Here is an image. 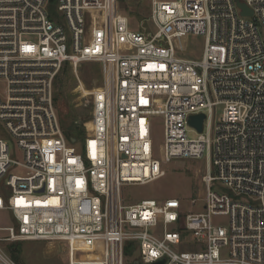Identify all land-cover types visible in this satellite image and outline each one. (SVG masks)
Segmentation results:
<instances>
[{"label":"built area","instance_id":"2783aa9c","mask_svg":"<svg viewBox=\"0 0 264 264\" xmlns=\"http://www.w3.org/2000/svg\"><path fill=\"white\" fill-rule=\"evenodd\" d=\"M120 1L0 0V264H17L3 242L27 240L64 242L68 264H125L129 243L142 264H264V0H148L154 33L131 28ZM189 36L204 37L201 58L180 56ZM90 62L103 84L78 148L54 84L66 64ZM203 157L216 175L199 170L201 212L178 197L124 203V185ZM191 235L198 250L185 251Z\"/></svg>","mask_w":264,"mask_h":264},{"label":"rangeland","instance_id":"374dc122","mask_svg":"<svg viewBox=\"0 0 264 264\" xmlns=\"http://www.w3.org/2000/svg\"><path fill=\"white\" fill-rule=\"evenodd\" d=\"M120 9L132 18L131 28L148 30L152 33L157 31L152 20H148L150 17V2L148 0H121ZM143 20L144 22L141 23ZM178 42L180 45H185L183 48L180 47V56L193 59L202 57L204 50L203 36H189L185 40H178ZM68 67L64 71L61 70L55 81V104L60 115L62 128L65 131L83 133V137L73 136L76 139V146L79 148L82 139L92 129L90 92L103 84V75L100 65L93 62L83 63L77 71L70 66ZM4 89V83L0 82V96L3 95ZM220 114L221 108H218L217 117ZM187 132L188 137L191 139L198 137V132L191 127L187 128ZM5 139L8 140L10 148L13 150L14 141L12 138L5 135ZM154 140L157 154L162 155L164 127L160 117L155 118ZM207 164L210 165L211 173L216 175L212 164L209 160L206 161L205 157L201 159L171 160L164 165L166 174L162 178L145 185H124L122 188L124 203L131 204L146 198L178 197L183 201V211L186 214L201 212L204 205L200 201V197L204 195L205 188L199 170H204ZM193 199L198 200L195 205L192 203ZM240 199L247 201L244 197H240ZM214 220L225 227H229L228 218L226 217H216ZM0 223L9 224L10 216L7 213H0ZM1 247L17 264H68L69 262L68 248L64 242L60 241L3 242ZM184 249L185 251L198 250V244L194 236L191 235L184 241ZM131 252L126 256L125 264H136L139 261L133 246Z\"/></svg>","mask_w":264,"mask_h":264},{"label":"water","instance_id":"95a60500","mask_svg":"<svg viewBox=\"0 0 264 264\" xmlns=\"http://www.w3.org/2000/svg\"><path fill=\"white\" fill-rule=\"evenodd\" d=\"M238 5L239 7L241 8L242 10V14L243 15H252V10L244 3L238 1ZM205 119V114L201 113V114H196V115H192L190 117V124L192 126H195L199 131H202L203 129V121ZM71 142L72 143H75L76 142V139L75 138H72L71 139ZM137 263V262H136ZM153 264H163V261L161 262H156V263H153Z\"/></svg>","mask_w":264,"mask_h":264},{"label":"trees","instance_id":"16d2710c","mask_svg":"<svg viewBox=\"0 0 264 264\" xmlns=\"http://www.w3.org/2000/svg\"><path fill=\"white\" fill-rule=\"evenodd\" d=\"M67 68H69L68 67V64H66L65 66H64V68H63V70L62 71H64V70H66ZM64 132H65V135L69 138V139H71V138H73V136H77V137H80V136H82L83 137V133L82 132H73V131H65V129H64ZM75 134V135H74ZM85 138V137H84ZM83 138V139H84ZM82 139V140H83ZM132 243H129L127 246H126V256H128L129 254H131L132 252ZM136 253V252H135ZM134 253V254H135Z\"/></svg>","mask_w":264,"mask_h":264},{"label":"flooded vegetation","instance_id":"af4514ba","mask_svg":"<svg viewBox=\"0 0 264 264\" xmlns=\"http://www.w3.org/2000/svg\"><path fill=\"white\" fill-rule=\"evenodd\" d=\"M136 264H141L139 261Z\"/></svg>","mask_w":264,"mask_h":264},{"label":"bare ground","instance_id":"6f19581e","mask_svg":"<svg viewBox=\"0 0 264 264\" xmlns=\"http://www.w3.org/2000/svg\"><path fill=\"white\" fill-rule=\"evenodd\" d=\"M84 92V91H83ZM89 93V92H88ZM90 94H92V92H90Z\"/></svg>","mask_w":264,"mask_h":264}]
</instances>
